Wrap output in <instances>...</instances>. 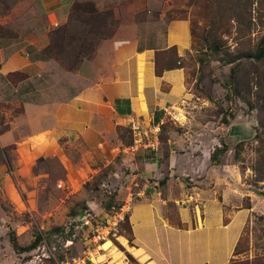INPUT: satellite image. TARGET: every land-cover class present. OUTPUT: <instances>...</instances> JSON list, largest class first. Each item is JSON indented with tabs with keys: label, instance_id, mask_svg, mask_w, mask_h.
Listing matches in <instances>:
<instances>
[{
	"label": "rangeland",
	"instance_id": "obj_1",
	"mask_svg": "<svg viewBox=\"0 0 264 264\" xmlns=\"http://www.w3.org/2000/svg\"><path fill=\"white\" fill-rule=\"evenodd\" d=\"M228 1L233 0H226V5ZM236 1L240 14L231 21V16L221 11L223 0H65L66 18L57 15L55 8L44 10L41 0H0V38L18 46L22 47L15 40L24 44L25 39L43 33L49 37L51 31L66 26V44L59 55L68 66L75 62L76 47L84 49L89 43L86 40L102 35L109 38L122 26L148 17L155 20L165 15L168 21L188 20L199 35L197 41L193 39L192 53L182 61L187 79L185 98L169 115L158 113L160 123L139 122L143 146L137 152L125 151L139 139L131 125L116 129L117 145L113 142L111 156L109 152L98 155L81 140L70 145L61 143L60 147L57 144L51 147L49 143L18 147L25 137L20 136V131L11 145L0 144V264H115L117 260L119 264L123 258L126 264H132L126 256L127 203L129 206V201L139 202L145 197L165 200L163 218L173 228L202 229L200 201L186 198L184 191L191 187L192 177L201 180L199 176L205 171L203 156L207 153L212 156L218 142L220 148L226 145L229 150L219 155L218 164L210 160L211 166L227 165L229 174L225 182L236 186V180H242L244 188L255 194L254 203L233 186L217 195L225 222L232 220L235 211L255 207L239 237L242 254L233 255L229 263L264 264L260 220L261 216L264 218V59L257 61L253 57L264 40V0ZM219 17L223 18L217 40L220 39L222 48L213 53L204 39L212 28V20ZM99 43L97 38L92 41L95 47ZM174 55L170 51L158 59L170 66ZM231 56L241 59L229 64ZM233 69L238 70V80L233 79ZM5 107L0 103V114L4 117L8 109ZM5 129L2 125L0 134ZM149 144H155L157 149L149 148ZM173 149L178 158L171 167L168 157ZM175 165L179 174L167 187L168 183L161 182L173 176ZM211 169L208 166L207 170ZM127 195L133 196L128 202ZM178 205L190 213L189 226L181 223ZM109 206L113 208L107 210ZM72 211L77 215L73 216ZM243 217L237 218L228 230L212 229L211 247L200 240V235L206 232H195L190 254L195 264L202 261L211 264L231 254ZM56 227L65 230L49 233ZM38 234L45 240L36 250L15 251L13 237L21 247H26ZM105 243L112 247V257L101 251ZM121 243H126V247ZM181 256L187 258L188 253L184 251ZM173 258L176 261L177 256Z\"/></svg>",
	"mask_w": 264,
	"mask_h": 264
},
{
	"label": "crops",
	"instance_id": "obj_2",
	"mask_svg": "<svg viewBox=\"0 0 264 264\" xmlns=\"http://www.w3.org/2000/svg\"><path fill=\"white\" fill-rule=\"evenodd\" d=\"M50 1L41 0L44 10L55 8L57 15L62 14V18L68 16L67 6L63 4L65 0ZM48 41L49 37L44 33L25 39L24 44L14 41L22 47L0 38V103L8 108L4 124L6 131L0 134V144L3 146L11 145L16 139V132L20 131V136L25 137H22L18 147L43 146L45 143L60 147L61 143L70 145L81 140L98 155L109 152L111 156L114 154L111 152L113 142L117 145L114 140L118 127L127 129L131 122L140 125L139 122L144 120L151 124L153 120L156 121L158 113H172L187 94L185 69L168 70L158 76L157 59L160 54L173 48L182 61L189 52L192 53L193 39L188 20L168 21L165 15H160L155 20L148 17L126 24L114 36L102 40L93 56L74 68L64 67L54 58L44 55ZM12 74H17L14 80L10 77ZM9 119H13L11 127ZM218 143L215 146L219 147ZM177 154L173 149L168 157L171 167L178 158ZM210 160L211 153L203 156L202 167L205 171L199 176L201 180L192 177L191 187L184 191L186 198L200 201L199 209L203 208L202 229L190 231L173 228L163 218L165 200L160 202L156 196L140 198L139 202L129 201V206L127 203V215L134 236V245L127 242V251L143 264H195L190 257L194 246L193 234L206 232L200 235V240L206 247H211L214 241L210 235L212 229H227L244 215L232 253L224 260L215 259L211 264L230 262L255 207L252 205V209L235 211L226 225L223 205L217 195L220 190L227 192L234 187L242 197L250 198V202L254 203L255 194L251 189L246 190L239 179L236 186H229L224 180L229 174L227 165L211 166ZM175 166L173 176L169 175L167 179V187L176 181L179 174ZM208 166L212 168L210 171L207 170ZM178 180L181 182V178ZM132 198L127 195V202ZM178 207L181 223L189 226L192 222L190 213L184 211L185 207ZM105 244L101 251L112 257V247L105 249ZM121 244L126 247V243ZM184 251L188 253L187 258L181 256ZM173 256H177L176 261ZM119 260L124 262V258Z\"/></svg>",
	"mask_w": 264,
	"mask_h": 264
},
{
	"label": "trees",
	"instance_id": "obj_3",
	"mask_svg": "<svg viewBox=\"0 0 264 264\" xmlns=\"http://www.w3.org/2000/svg\"><path fill=\"white\" fill-rule=\"evenodd\" d=\"M225 4V7H222L223 5ZM221 7V11L222 12H227L229 16H231V21H234L237 19L238 17V13L240 14L239 12V7L237 5V1L236 0H233V1H228L227 2V5H226V0H223L222 4L220 5ZM79 7H81L79 5ZM83 7V6H82ZM224 9V11H223ZM71 20H73V16L71 15ZM223 18V17H222ZM222 18L219 17L217 19H213L212 22H211V30L208 31L207 33V37L206 39H204V42H206L209 46V49L212 50L213 53H219L221 51V46L219 45L220 43V39L217 40V34H218V31L222 28ZM219 19V21H218ZM66 29V26H62L61 28L59 29H55L53 31H51L49 33V39H50V44L44 49V55L48 56V57H51V58H54L55 60H57L61 65H63L64 67H67V68H74V67H77L78 64H80L84 59L86 58H90L91 56H93L94 52H95V49L96 47L92 44V41L95 40V38H97V41H102V40H105V39H108V37H104L103 35L102 36H96V37H93L91 38V41L90 39L89 40H86L85 43H88V44H85L84 45V49L82 48V46L80 47H76V53H75V62L73 65L71 66H68L66 64H64V61L63 59L60 57L59 55V52L62 51V47L66 44L64 43L66 41V38H65V33L66 31H64ZM92 32H100V31H92ZM191 33H192V39H194L195 41L198 40L199 38V35L195 32L194 29H192L191 27ZM112 37V36H109V38ZM75 48V47H74ZM80 48L79 51H77V49ZM58 49L60 51H58ZM170 51H173L174 52V58H173V61L170 63V66L167 65L169 63L167 62H160L159 59H157V75L158 76H161L165 71H168V70H174V69H181V68H184L183 65H182V60L180 59V57L177 55V51L175 48L169 50V51H166V52H163V53H167L170 52ZM88 52V53H87ZM162 53V54H163ZM161 55V54H160ZM159 55V56H160ZM232 58L230 59L229 61V64H234L236 62H239L240 61V57L238 56H231ZM257 61H261L264 59V40L262 42V46L260 47L259 51L253 56ZM159 58V57H158ZM160 64H162V67H160ZM166 65V66H165ZM238 69V68H237ZM17 74H12L10 77H15ZM232 76H233V79H236L238 80V76H239V73H238V70L236 69H233L232 70ZM6 120H5V117L3 115L0 114V127L3 125L4 127V124H5ZM156 123H160V118H156ZM128 146V145H126ZM130 146V145H129ZM128 146V147H129ZM132 146V145H131ZM3 150V149H2ZM228 148L226 147V145H223L222 148L218 147L216 148V150L214 151V153L212 154L211 156V160L213 163L215 164H218V158H219V155L221 154H225L226 152H228ZM167 180L161 182L163 184L166 183ZM113 206H109V207H106L107 210H110L112 209ZM72 215L75 216L77 215L76 212L72 211ZM126 220H127V226L125 228L127 234H128V240H129V244L131 246H133V241H134V236H133V230H132V226L130 224V217L127 215L126 217ZM260 220L263 224L262 226V232H263V235H264V218L263 216L260 217ZM226 225L229 224V222H225ZM180 225H182L180 223ZM65 228L63 227H56L54 229H52L49 233H52V232H57V233H61V232H64ZM72 235V233H71ZM44 236L42 234H38L35 236V240L29 245V246H26V247H21L16 238L13 237V247L15 249V251H17L18 253H26V252H32L34 250H36L40 245L41 243L44 241ZM69 239H67L68 241ZM115 243L117 245H119L121 248H123L115 239ZM241 243H242V238L237 242V245L235 246L234 248V252H233V255L234 256H238L239 254H242V252H240V247H241ZM126 256L127 258L129 259V261L132 263V264H139V261L131 254L127 251L126 253ZM231 264V263H229ZM234 264V263H233Z\"/></svg>",
	"mask_w": 264,
	"mask_h": 264
},
{
	"label": "built area",
	"instance_id": "obj_4",
	"mask_svg": "<svg viewBox=\"0 0 264 264\" xmlns=\"http://www.w3.org/2000/svg\"><path fill=\"white\" fill-rule=\"evenodd\" d=\"M131 128L134 131L135 136L137 138L139 137V139L135 140L136 143L134 145L126 147L125 151L126 152L130 151L134 153V152H137L141 148V146H143L142 144L143 140L140 138L143 128L141 125H136L134 122H131ZM154 128H157V127H154ZM148 146L149 148H152L153 150L157 149L155 144H149ZM144 147H147V146L145 145Z\"/></svg>",
	"mask_w": 264,
	"mask_h": 264
},
{
	"label": "bare ground",
	"instance_id": "obj_5",
	"mask_svg": "<svg viewBox=\"0 0 264 264\" xmlns=\"http://www.w3.org/2000/svg\"><path fill=\"white\" fill-rule=\"evenodd\" d=\"M105 248H107V249L109 248L108 244L105 245Z\"/></svg>",
	"mask_w": 264,
	"mask_h": 264
}]
</instances>
